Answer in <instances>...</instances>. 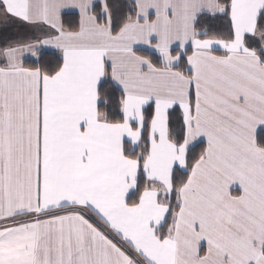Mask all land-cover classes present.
<instances>
[{"label": "snow or ice", "instance_id": "snow-or-ice-1", "mask_svg": "<svg viewBox=\"0 0 264 264\" xmlns=\"http://www.w3.org/2000/svg\"><path fill=\"white\" fill-rule=\"evenodd\" d=\"M0 264H264V0H0Z\"/></svg>", "mask_w": 264, "mask_h": 264}]
</instances>
